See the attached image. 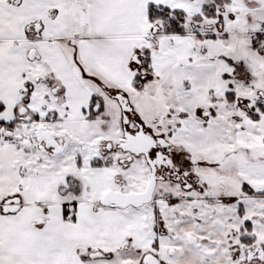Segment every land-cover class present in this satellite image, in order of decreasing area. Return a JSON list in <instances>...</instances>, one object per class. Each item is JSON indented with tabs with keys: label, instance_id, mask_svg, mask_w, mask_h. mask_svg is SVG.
Listing matches in <instances>:
<instances>
[{
	"label": "snow or ice",
	"instance_id": "1",
	"mask_svg": "<svg viewBox=\"0 0 264 264\" xmlns=\"http://www.w3.org/2000/svg\"><path fill=\"white\" fill-rule=\"evenodd\" d=\"M0 264H264V0H0Z\"/></svg>",
	"mask_w": 264,
	"mask_h": 264
}]
</instances>
